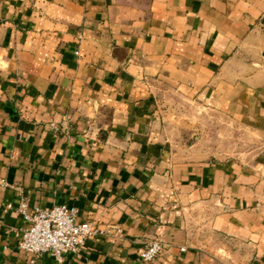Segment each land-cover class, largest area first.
Listing matches in <instances>:
<instances>
[{
  "label": "crops",
  "instance_id": "0c3cea01",
  "mask_svg": "<svg viewBox=\"0 0 264 264\" xmlns=\"http://www.w3.org/2000/svg\"><path fill=\"white\" fill-rule=\"evenodd\" d=\"M164 92L264 142V0H0V264L31 257L22 197L99 231L41 264H146L155 238L150 264H264V149L177 145Z\"/></svg>",
  "mask_w": 264,
  "mask_h": 264
},
{
  "label": "built area",
  "instance_id": "2783aa9c",
  "mask_svg": "<svg viewBox=\"0 0 264 264\" xmlns=\"http://www.w3.org/2000/svg\"><path fill=\"white\" fill-rule=\"evenodd\" d=\"M8 208L11 209L12 205ZM17 212L26 223L17 236L19 249L31 255L28 264H41L40 260L45 255L63 263L67 254L79 255L87 241L99 234L91 222L78 221L79 210L75 207L57 205L49 209H31L29 202L22 197ZM165 249L166 245L160 239L149 240L140 253V259L146 264L153 263Z\"/></svg>",
  "mask_w": 264,
  "mask_h": 264
},
{
  "label": "rangeland",
  "instance_id": "374dc122",
  "mask_svg": "<svg viewBox=\"0 0 264 264\" xmlns=\"http://www.w3.org/2000/svg\"><path fill=\"white\" fill-rule=\"evenodd\" d=\"M164 118L173 129L182 131L186 138H175L177 145L189 146L202 157L240 158L256 156L264 149L258 135L235 125L227 118L201 111L181 95L164 92L160 95Z\"/></svg>",
  "mask_w": 264,
  "mask_h": 264
}]
</instances>
